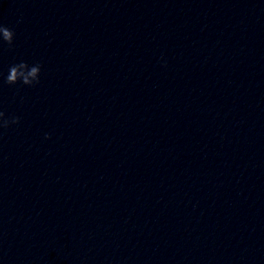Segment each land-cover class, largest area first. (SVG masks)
Here are the masks:
<instances>
[{"label": "clouds", "instance_id": "9594fccd", "mask_svg": "<svg viewBox=\"0 0 264 264\" xmlns=\"http://www.w3.org/2000/svg\"><path fill=\"white\" fill-rule=\"evenodd\" d=\"M15 32L0 24V42L7 43L10 47L13 44ZM41 66L39 64L29 65L27 62L21 61L10 66L5 82L9 85L22 83L27 86H34L39 83ZM18 116L7 117L3 111H0V133L2 130L9 128L11 125L19 124ZM50 136L45 134V139Z\"/></svg>", "mask_w": 264, "mask_h": 264}]
</instances>
